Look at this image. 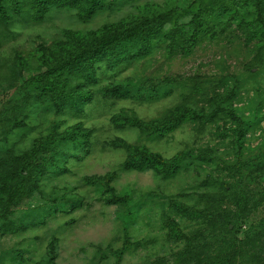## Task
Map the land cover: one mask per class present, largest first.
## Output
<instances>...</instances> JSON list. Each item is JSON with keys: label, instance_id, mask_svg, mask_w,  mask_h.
<instances>
[{"label": "rangeland", "instance_id": "obj_1", "mask_svg": "<svg viewBox=\"0 0 264 264\" xmlns=\"http://www.w3.org/2000/svg\"><path fill=\"white\" fill-rule=\"evenodd\" d=\"M193 1L121 2L86 21L79 20L73 9H51L39 23L29 21L25 14L16 16L0 45V110L23 97L18 83L9 81L11 67L22 63V76L35 74L39 46L63 38L64 30L86 32L138 15L150 4L190 7ZM237 10L239 19L225 25L226 17L221 18L212 25L216 36L203 37L188 55H168L164 45H158L148 56L114 70L101 64L97 83L88 86L93 99L82 113L55 114L47 103L31 101L24 107V127L6 134V125L0 124V151L14 154L27 151L36 137L52 129L62 131L81 124L89 130L81 141L58 145L54 163L39 179L37 191L14 209L11 219L20 230L0 232V264H175L185 252L186 241L168 237L166 220L177 222L188 237L209 225L205 218L189 219L176 213L170 206L173 200L207 213V198L216 196L220 201L210 212L235 220L234 195L244 192L250 211L239 221L241 232L264 217V47L255 34L256 25L246 26L255 18L250 0L240 2ZM164 76L177 82L159 85L156 93L140 86L142 81L156 82ZM189 77L200 79L197 89ZM111 82L130 84L131 96L103 98L100 89ZM232 89L225 105L240 117L244 136L225 112L201 128L187 119L166 135L153 137L111 122L113 115L125 109L143 120L161 117L180 104L202 112L210 96L222 97ZM117 138L144 144L165 158L179 151L210 149L213 160L189 157L170 177L152 169L127 170L123 168L126 150L113 145ZM106 174L114 175L108 185L85 181L86 176ZM113 195L127 196L128 203L110 202ZM219 231V227L208 229L198 241L199 246L211 242L206 251L211 255L221 242ZM194 263L192 259L183 264Z\"/></svg>", "mask_w": 264, "mask_h": 264}, {"label": "trees", "instance_id": "obj_2", "mask_svg": "<svg viewBox=\"0 0 264 264\" xmlns=\"http://www.w3.org/2000/svg\"><path fill=\"white\" fill-rule=\"evenodd\" d=\"M134 1L136 0H0V45L7 36L9 24L14 23L16 16L25 14L29 21L39 23L51 9H73L79 20L86 21L101 11L114 8L118 3ZM247 1L249 0H195L190 7L150 4L138 15L104 23L93 30H64L63 38L49 46H39V63L35 74L22 76V63L13 65L8 72L9 81L17 82L16 85L24 93L21 101L0 110V124L6 125L4 133L26 125L23 111L31 101L47 103L55 114L65 111L82 113L85 105L93 99V91L88 86L97 83V70L101 64L107 70H114L122 64L148 56L158 45H164L168 55H188L203 37L216 36L212 25L221 18L226 17L225 25L230 24L231 20L239 19L237 5ZM250 2L255 10V18L247 22L246 26L252 28L256 25L255 34L264 47V0ZM18 77H21L19 82ZM2 79L7 78L2 75ZM189 80L197 89L200 79L189 77ZM175 82V78L164 76L157 78L156 82L151 79L142 81L140 86H147L153 89L151 93H156L159 85ZM130 89V84L111 82L100 91L103 98L122 99L131 96ZM233 91L234 89L222 97L215 94L210 96L207 109L202 112L180 104L161 117L143 120L125 109L113 115L111 122L116 127H133L145 137H153L166 135L187 119L195 121L201 128L225 112L234 119L238 134L244 136L245 130L240 117L231 106L225 105ZM80 126L81 124H75L62 131L52 129L46 135L36 137L31 147L20 154L9 150L0 151L1 233L20 230L11 219L14 209L37 191L39 179L45 176L50 164L54 163L53 153L58 145L78 141L89 134V130ZM113 145L126 150L124 169H152L163 177L176 174L189 157L201 162L213 160L210 149H201L198 153L179 151L165 158L144 144H132L117 138ZM262 156L264 157V153ZM113 177V174L90 175L85 177V181L108 185ZM224 189L230 191L231 187L224 186ZM109 201L126 204L128 197L113 195ZM219 201L218 197L209 196L205 203L207 213L174 200L170 202L176 213L189 219L205 218L209 225L207 229L188 237L177 222L166 220L168 237L186 241L185 252L176 258L175 264H183L185 261L189 263L192 259L195 260L194 264H264V217L241 232L239 221L250 211L246 194L241 192L234 195L237 210L232 216L235 220H230L228 214L210 212L211 208H217ZM215 227L220 228L218 238L221 242L214 249V255H211L208 253L211 242L205 241L199 246L198 241L204 236V232ZM240 233L242 236L239 237ZM127 245L126 241L125 246ZM52 259L53 256L49 261L52 262Z\"/></svg>", "mask_w": 264, "mask_h": 264}]
</instances>
